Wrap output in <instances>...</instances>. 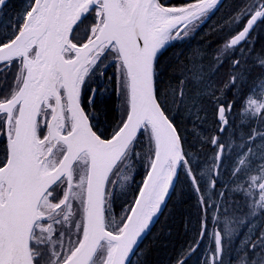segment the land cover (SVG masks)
<instances>
[{"label":"snow or ice","instance_id":"6c2138e0","mask_svg":"<svg viewBox=\"0 0 264 264\" xmlns=\"http://www.w3.org/2000/svg\"><path fill=\"white\" fill-rule=\"evenodd\" d=\"M0 264H264V0H0Z\"/></svg>","mask_w":264,"mask_h":264}]
</instances>
